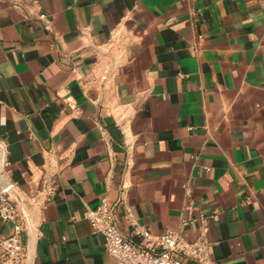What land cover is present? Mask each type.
Returning a JSON list of instances; mask_svg holds the SVG:
<instances>
[{
  "label": "crops",
  "instance_id": "0c3cea01",
  "mask_svg": "<svg viewBox=\"0 0 264 264\" xmlns=\"http://www.w3.org/2000/svg\"><path fill=\"white\" fill-rule=\"evenodd\" d=\"M4 185L25 264H117L103 203L185 264H264V0H0Z\"/></svg>",
  "mask_w": 264,
  "mask_h": 264
},
{
  "label": "built area",
  "instance_id": "2783aa9c",
  "mask_svg": "<svg viewBox=\"0 0 264 264\" xmlns=\"http://www.w3.org/2000/svg\"><path fill=\"white\" fill-rule=\"evenodd\" d=\"M42 20L45 16L40 17ZM12 186H0V220L11 224L12 234L0 238V261L2 264H25L26 253L22 234L28 218L24 219L10 191ZM191 211L189 205L186 208ZM115 210L107 203L95 209H87L84 218L91 224L95 233L105 240V250L117 264H185L183 257L198 259L202 252L199 243L190 244L184 235L175 230H167L161 236H154L149 230L135 226L134 234L143 238V243L134 244L118 226ZM192 222L189 218L182 227Z\"/></svg>",
  "mask_w": 264,
  "mask_h": 264
},
{
  "label": "water",
  "instance_id": "95a60500",
  "mask_svg": "<svg viewBox=\"0 0 264 264\" xmlns=\"http://www.w3.org/2000/svg\"><path fill=\"white\" fill-rule=\"evenodd\" d=\"M8 186H11V185H4V186H2V187L6 188V187H8ZM28 264H32V259H31V257L28 259Z\"/></svg>",
  "mask_w": 264,
  "mask_h": 264
}]
</instances>
